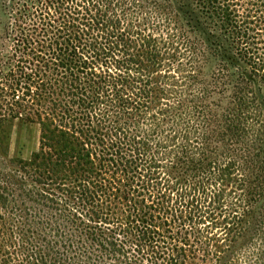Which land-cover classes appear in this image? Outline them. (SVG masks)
Returning a JSON list of instances; mask_svg holds the SVG:
<instances>
[{
    "label": "trees",
    "instance_id": "16d2710c",
    "mask_svg": "<svg viewBox=\"0 0 264 264\" xmlns=\"http://www.w3.org/2000/svg\"><path fill=\"white\" fill-rule=\"evenodd\" d=\"M0 264H264V0H0Z\"/></svg>",
    "mask_w": 264,
    "mask_h": 264
},
{
    "label": "rangeland",
    "instance_id": "374dc122",
    "mask_svg": "<svg viewBox=\"0 0 264 264\" xmlns=\"http://www.w3.org/2000/svg\"><path fill=\"white\" fill-rule=\"evenodd\" d=\"M11 140L12 153L28 158L38 147L39 128L37 125L15 123Z\"/></svg>",
    "mask_w": 264,
    "mask_h": 264
}]
</instances>
